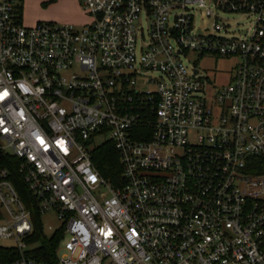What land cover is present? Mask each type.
I'll list each match as a JSON object with an SVG mask.
<instances>
[{"label": "built area", "instance_id": "obj_1", "mask_svg": "<svg viewBox=\"0 0 264 264\" xmlns=\"http://www.w3.org/2000/svg\"><path fill=\"white\" fill-rule=\"evenodd\" d=\"M78 1L80 29L25 27L23 0H0V161L62 222L58 264H264V0ZM190 53L235 59L231 82L217 93ZM0 215L11 264H44L1 164Z\"/></svg>", "mask_w": 264, "mask_h": 264}, {"label": "rangeland", "instance_id": "obj_2", "mask_svg": "<svg viewBox=\"0 0 264 264\" xmlns=\"http://www.w3.org/2000/svg\"><path fill=\"white\" fill-rule=\"evenodd\" d=\"M21 8L23 25L25 27H32L38 22H52L71 24L80 29L91 22V18L83 11L78 0H23ZM199 23L202 24L203 22L200 21ZM249 23L250 20L240 16H235L231 20V24L240 31L243 28H248ZM188 61L197 66L203 74L209 77L217 93L221 92L231 82L236 66V60L233 58L215 56L199 57L196 53H190L188 55ZM141 85L143 88H147V85ZM152 88L150 86L149 89ZM105 141L104 137H97L92 144L95 147H99ZM41 223L43 233L48 238L52 237L62 227V222L58 219L54 211H49L41 215ZM0 246L12 248L14 247V243L13 241L0 240ZM62 255L63 251H60L59 256Z\"/></svg>", "mask_w": 264, "mask_h": 264}, {"label": "trees", "instance_id": "obj_3", "mask_svg": "<svg viewBox=\"0 0 264 264\" xmlns=\"http://www.w3.org/2000/svg\"><path fill=\"white\" fill-rule=\"evenodd\" d=\"M93 161L103 178L115 186H121L123 181L122 165L119 154L111 142H106L93 152ZM0 164L9 168L10 180L15 185L20 198L32 213L34 233L30 243L34 244L35 247L29 252V255L44 264H58V249L64 238V228L57 230L52 237H46L43 233L37 199L23 182L18 172L17 159L6 157L3 161H0ZM251 171L264 174V158H254L251 163ZM18 258L19 253L16 249L0 246V264H11Z\"/></svg>", "mask_w": 264, "mask_h": 264}]
</instances>
